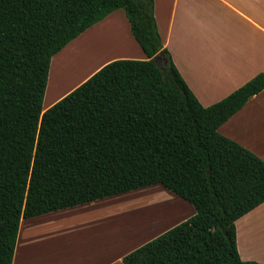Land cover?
<instances>
[{
  "label": "trees",
  "instance_id": "trees-1",
  "mask_svg": "<svg viewBox=\"0 0 264 264\" xmlns=\"http://www.w3.org/2000/svg\"><path fill=\"white\" fill-rule=\"evenodd\" d=\"M120 9L146 59L111 61L43 110L52 57ZM263 89L260 73L201 105L153 0H0V264H12L21 219L154 185L194 214L123 264H264L240 258L235 227L264 203V162L218 132Z\"/></svg>",
  "mask_w": 264,
  "mask_h": 264
},
{
  "label": "crops",
  "instance_id": "crops-1",
  "mask_svg": "<svg viewBox=\"0 0 264 264\" xmlns=\"http://www.w3.org/2000/svg\"><path fill=\"white\" fill-rule=\"evenodd\" d=\"M114 13L52 57L46 101L56 91L54 85L50 88L54 63V73L61 80L58 84L69 88L43 110L111 61L146 59L129 28L126 34L124 24ZM153 15L163 47L204 107L227 97L257 74H264V0H153ZM121 24L124 40L131 46L129 54L113 50L117 42L112 30L114 26L121 28ZM68 66L71 71L65 80L72 79L65 83L60 77ZM218 132L264 162V89L223 123ZM154 187L21 219L12 264H123L125 255L194 214L193 207L175 195L170 200L179 212L175 221H170L173 212H166L160 229L158 219L154 223L144 220L121 225L125 216L135 215L147 204H157V198L143 197V191ZM235 227L240 258L264 263V203L238 219Z\"/></svg>",
  "mask_w": 264,
  "mask_h": 264
},
{
  "label": "rangeland",
  "instance_id": "rangeland-1",
  "mask_svg": "<svg viewBox=\"0 0 264 264\" xmlns=\"http://www.w3.org/2000/svg\"><path fill=\"white\" fill-rule=\"evenodd\" d=\"M114 14H115L114 15L115 18L124 24L125 30H126L125 32L127 34V30L129 27H128L127 20L124 17V11L120 9V10L115 11ZM123 24H121V28H120V26H119V28L114 26L115 30L117 31V33L115 31L116 37H114V40L117 42V48L116 49L113 48V50L119 51L121 54H123L124 52L128 53L130 51V47H131L129 45V43L126 40H124L125 37L122 34V32L124 30ZM122 27H123V30H122ZM46 102H47L46 98L44 97L43 109H44V106L48 103V102L47 103ZM143 193H145V194H143L144 195L143 197H145L146 199H153L154 200L157 198V204H147L145 208L138 210L135 215L125 216L124 219L122 221H120L121 225H124V226L133 225V224L135 225L139 221L143 222L144 220H147V221L151 220L154 223L156 221V219H158V222H159L158 227L160 229L162 217H165L166 212H168L170 214H171V212H173V216L170 217L171 218L170 221H175V219H177L179 217V212L176 210L175 207L174 208L172 207V202L170 201L172 199L171 196H173V198H176V197H174L175 195H172V193L163 189L160 185H155V187L153 189H150L149 192L143 191ZM176 200H179V199H176ZM169 203H171V205H169V206L166 205V207H164L165 204H169ZM160 207H161V209H158ZM147 215H148V217H147Z\"/></svg>",
  "mask_w": 264,
  "mask_h": 264
},
{
  "label": "bare ground",
  "instance_id": "bare-ground-1",
  "mask_svg": "<svg viewBox=\"0 0 264 264\" xmlns=\"http://www.w3.org/2000/svg\"><path fill=\"white\" fill-rule=\"evenodd\" d=\"M112 28V27H111ZM113 32L114 31H116V30H112ZM104 32V31H103ZM103 32H101V33H103ZM101 33H99V34H101ZM116 33H117V31H116ZM109 34H110V32H109ZM115 34V33H114ZM104 38V37H103ZM74 61V60H73ZM56 63H54V67H53V75H52V79H51V83H50V88H51V85L53 86L54 85V89L56 90L55 91V93L53 94V97H52V99H50L49 101H47L48 103L49 102H51V101H53L54 99H56L57 97H59L60 95H62V93H64L69 87H63V86H61L60 87V85L58 84L60 81H59V74L56 72V73H54V68H55V65ZM63 67V66H62ZM71 68V67H70ZM69 68V66L68 67H66V71L65 72H62V76L60 77V79H62V81L63 82H65V83H67L68 81H70L71 79H72V77H70V78H68V79H66L65 80V75L66 74H69L70 73V71H71V69ZM61 83V82H60ZM73 84V83H72ZM71 84V85H72ZM63 85V84H62ZM71 85H69V86H71ZM46 102V103H47ZM166 205L167 206H169V205H171V203H169V204H165L164 205V207H166ZM163 207V206H162ZM158 209H161V207L160 208H158ZM163 209V208H162ZM157 210V209H156ZM154 213V212H153ZM152 214V213H151ZM150 215V214H149ZM147 217H148V215H147ZM149 221H151V220H149ZM148 225V224H147ZM145 226H146V224H145Z\"/></svg>",
  "mask_w": 264,
  "mask_h": 264
},
{
  "label": "water",
  "instance_id": "water-1",
  "mask_svg": "<svg viewBox=\"0 0 264 264\" xmlns=\"http://www.w3.org/2000/svg\"><path fill=\"white\" fill-rule=\"evenodd\" d=\"M153 60L159 68H162L165 65V61L160 57V55L154 56Z\"/></svg>",
  "mask_w": 264,
  "mask_h": 264
}]
</instances>
